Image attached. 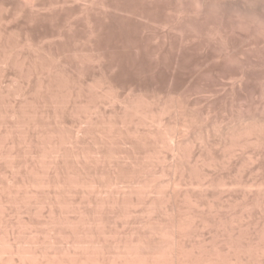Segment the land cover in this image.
Masks as SVG:
<instances>
[{"label": "rangeland", "instance_id": "rangeland-1", "mask_svg": "<svg viewBox=\"0 0 264 264\" xmlns=\"http://www.w3.org/2000/svg\"><path fill=\"white\" fill-rule=\"evenodd\" d=\"M205 1L0 0V264H264V0Z\"/></svg>", "mask_w": 264, "mask_h": 264}, {"label": "bare ground", "instance_id": "bare-ground-1", "mask_svg": "<svg viewBox=\"0 0 264 264\" xmlns=\"http://www.w3.org/2000/svg\"><path fill=\"white\" fill-rule=\"evenodd\" d=\"M195 1H196V3L200 2V3L203 4L205 0H195ZM206 1H207V0H206ZM206 1H205V2H206ZM192 2H193V1H192ZM198 4H199V3H198ZM202 8H203V7H202ZM204 8H205V7H204ZM196 9H197V8H196ZM253 12H254V11H253ZM254 15H255V13H254ZM251 17L253 18V16H251ZM251 17H250V18H251ZM260 17H261V16H260ZM243 18H244V17H243ZM260 20H261V19H260ZM242 21H243V20H242ZM255 21H256V20H255ZM255 21H254V22H255ZM256 22H257V21H256ZM260 22H261V21H260ZM260 22H259V23H260ZM259 23H258V24H259ZM263 23H264V22H263ZM250 25H251V24H250ZM259 26H260V25H259ZM262 27H263V25H262ZM257 31H258V30H257ZM260 31H261V30H260ZM262 32H263V31H262Z\"/></svg>", "mask_w": 264, "mask_h": 264}]
</instances>
